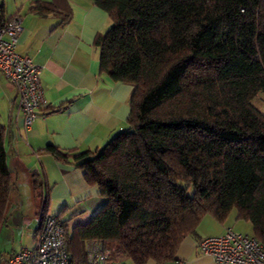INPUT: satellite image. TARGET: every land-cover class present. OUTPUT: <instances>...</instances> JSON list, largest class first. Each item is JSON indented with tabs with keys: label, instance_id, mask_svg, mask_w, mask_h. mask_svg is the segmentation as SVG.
<instances>
[{
	"label": "trees",
	"instance_id": "trees-1",
	"mask_svg": "<svg viewBox=\"0 0 264 264\" xmlns=\"http://www.w3.org/2000/svg\"><path fill=\"white\" fill-rule=\"evenodd\" d=\"M91 1L111 21L93 42L99 71L131 93L126 129L100 150H44L104 198L85 223L64 220L69 264H88L89 241L133 264L163 263L203 216L223 222L232 210L264 243V112L253 104L264 94V0ZM30 11L71 16L66 0ZM6 148L0 124V224L14 187ZM42 183L32 176L41 222Z\"/></svg>",
	"mask_w": 264,
	"mask_h": 264
},
{
	"label": "crops",
	"instance_id": "crops-1",
	"mask_svg": "<svg viewBox=\"0 0 264 264\" xmlns=\"http://www.w3.org/2000/svg\"><path fill=\"white\" fill-rule=\"evenodd\" d=\"M48 1L0 0L2 18H21L16 52L28 55L40 67L43 94L36 118L25 128L16 98L13 101L15 88L0 71V124L9 135L14 183L0 224V264L22 247L35 246L41 199L32 187L33 175L43 181L38 192L47 197L49 206L62 208L60 217L70 229L88 221L104 203L97 186L86 183L82 170L44 152L47 146L66 152L100 150L127 127L131 85L113 81L99 71V51L93 43L111 23L107 12L91 0H66L71 12L67 22L55 13L40 16L30 11L36 2ZM230 214L223 222L203 216L195 233L181 241L172 260H148L146 264H214L199 250L198 241L226 228L247 233L234 228L240 220L236 211L232 219Z\"/></svg>",
	"mask_w": 264,
	"mask_h": 264
},
{
	"label": "built area",
	"instance_id": "built-area-1",
	"mask_svg": "<svg viewBox=\"0 0 264 264\" xmlns=\"http://www.w3.org/2000/svg\"><path fill=\"white\" fill-rule=\"evenodd\" d=\"M22 30L21 18L0 15V71L15 88L16 106L28 128L36 118L43 94L39 81L40 67L28 55L16 52ZM35 246L22 247L5 258V264H69L65 242V223L46 214L35 234ZM199 250L214 264H264V243L253 235L226 228L222 233L202 237ZM88 264H126L111 257L109 249L98 241L86 243Z\"/></svg>",
	"mask_w": 264,
	"mask_h": 264
},
{
	"label": "rangeland",
	"instance_id": "rangeland-1",
	"mask_svg": "<svg viewBox=\"0 0 264 264\" xmlns=\"http://www.w3.org/2000/svg\"><path fill=\"white\" fill-rule=\"evenodd\" d=\"M253 104L259 109L261 110L262 112H264V94H260L258 95L254 100H253ZM38 197V196H37ZM59 209V210H58ZM62 208H59L58 206H55L54 204H52L51 206H49V213L50 214H53V215H57L59 214V212L61 211ZM234 212L235 210H232L231 211V214L229 216L230 219L234 218ZM229 219V220H230ZM74 223V220L73 221H70L69 224L70 225H73ZM237 227H234V228H240L241 230L243 231H246L248 234L251 235V225L249 222H246V221H243V220H238V224L236 225ZM237 231V230H235ZM243 233V232H242ZM245 233V232H244ZM109 251H110V254L111 256L114 258V259H120L119 257L116 256V250H115V245L114 244H110L108 246ZM123 260H128L126 258H124ZM128 264H131L129 261H127Z\"/></svg>",
	"mask_w": 264,
	"mask_h": 264
},
{
	"label": "water",
	"instance_id": "water-1",
	"mask_svg": "<svg viewBox=\"0 0 264 264\" xmlns=\"http://www.w3.org/2000/svg\"><path fill=\"white\" fill-rule=\"evenodd\" d=\"M15 98H16V93H15V95H14V98H13V101L15 100ZM12 108H13V104L11 105V107H10V113L12 112ZM7 138H8V140H9V135L7 134ZM9 149H10V145H9V147L7 148V150H6V152L9 154ZM8 164H9V166H11V157H9V159H8Z\"/></svg>",
	"mask_w": 264,
	"mask_h": 264
}]
</instances>
